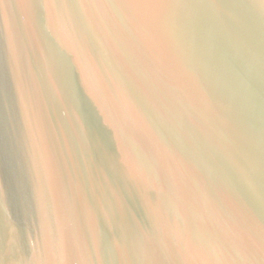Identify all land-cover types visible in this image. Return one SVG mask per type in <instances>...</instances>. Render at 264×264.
Masks as SVG:
<instances>
[{"label": "water", "instance_id": "1", "mask_svg": "<svg viewBox=\"0 0 264 264\" xmlns=\"http://www.w3.org/2000/svg\"><path fill=\"white\" fill-rule=\"evenodd\" d=\"M0 264H264V0H0Z\"/></svg>", "mask_w": 264, "mask_h": 264}]
</instances>
